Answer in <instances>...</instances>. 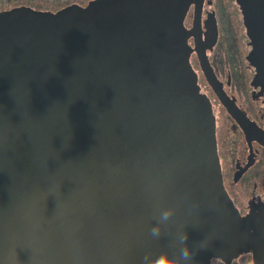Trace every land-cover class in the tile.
<instances>
[{"label":"water","instance_id":"obj_1","mask_svg":"<svg viewBox=\"0 0 264 264\" xmlns=\"http://www.w3.org/2000/svg\"><path fill=\"white\" fill-rule=\"evenodd\" d=\"M201 2L0 10V264H146L165 250L187 264L184 245L193 264L245 247L264 264L224 189L212 106L190 63L194 50L225 102L198 36ZM237 2L264 82V0ZM164 208L172 219L153 239ZM72 210L79 221L56 220Z\"/></svg>","mask_w":264,"mask_h":264},{"label":"flooded vegetation","instance_id":"obj_2","mask_svg":"<svg viewBox=\"0 0 264 264\" xmlns=\"http://www.w3.org/2000/svg\"><path fill=\"white\" fill-rule=\"evenodd\" d=\"M218 2L221 5L222 0ZM235 2L241 13L237 0ZM193 14L194 3L191 2L184 17V25L188 29H192ZM236 20L237 16L227 14L225 8L222 12L218 10L213 0H202L198 36L225 102L207 81L194 50L191 51L190 58H194L198 71L191 61L190 63L196 72L200 91L208 97L212 106L224 189L239 215L249 220L247 243L260 241L255 250L264 258V247L261 249V246H264V82L260 80L249 61L252 47L243 18L244 36L247 40L245 44L249 47L246 53L243 50L242 37L238 41V32L232 26ZM188 43L194 46L193 34L188 37ZM217 106L220 107L218 111ZM228 107L236 116L241 117L242 122L236 120ZM216 112L221 114L220 118L218 116V122ZM118 201L123 202L124 199L119 197ZM95 209L85 208V214L95 213ZM80 215V211L72 210L67 215L57 216L56 220L79 221ZM254 236H257V239L253 238ZM252 258L253 248L245 247L232 256L211 257L209 263L252 264Z\"/></svg>","mask_w":264,"mask_h":264},{"label":"rangeland","instance_id":"obj_3","mask_svg":"<svg viewBox=\"0 0 264 264\" xmlns=\"http://www.w3.org/2000/svg\"><path fill=\"white\" fill-rule=\"evenodd\" d=\"M89 1L90 0H0V9H9L12 7L26 6V7L36 9V10L38 9V10L55 11L57 9H60L64 6H67L73 3L85 6ZM213 2L216 3L218 10H220L221 12L225 8L227 14H234L237 16L238 20H236L237 21L236 23L233 22L232 26L233 28L235 27L236 31L238 32V35H239L238 41H240V37H242V44L244 48L243 50H244V53H246L249 50V47L247 46V44H245V41H247L244 36L245 29L243 27L240 10L238 9L236 5L235 0H222L221 5H219L218 0H213ZM236 44H237V39H236ZM190 61L192 62L196 70L198 71V67L194 65L195 61L192 56L190 58ZM217 107H218L217 111L220 110V107L219 106ZM214 109L216 111V108ZM217 113L218 112H216V117H217L216 120L218 122L219 118L221 117V114L219 113L217 114Z\"/></svg>","mask_w":264,"mask_h":264},{"label":"clouds","instance_id":"obj_4","mask_svg":"<svg viewBox=\"0 0 264 264\" xmlns=\"http://www.w3.org/2000/svg\"><path fill=\"white\" fill-rule=\"evenodd\" d=\"M172 208H164L159 212L157 220L158 223L154 225L150 231L149 235L153 239H159L161 236V225L167 224L173 216ZM186 237H181L180 243L183 245ZM179 255L183 258V261H186L187 264H193L194 261V251H192L187 245H184L179 249ZM146 264H182V260L176 258L173 255H170L168 251H162L156 256H147L145 258Z\"/></svg>","mask_w":264,"mask_h":264},{"label":"trees","instance_id":"obj_5","mask_svg":"<svg viewBox=\"0 0 264 264\" xmlns=\"http://www.w3.org/2000/svg\"><path fill=\"white\" fill-rule=\"evenodd\" d=\"M0 10H4V9H0Z\"/></svg>","mask_w":264,"mask_h":264}]
</instances>
